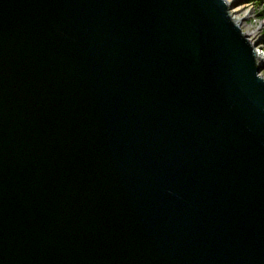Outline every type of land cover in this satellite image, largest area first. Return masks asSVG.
Returning <instances> with one entry per match:
<instances>
[{"label": "water", "instance_id": "95a60500", "mask_svg": "<svg viewBox=\"0 0 264 264\" xmlns=\"http://www.w3.org/2000/svg\"><path fill=\"white\" fill-rule=\"evenodd\" d=\"M226 0H0V264H264V77Z\"/></svg>", "mask_w": 264, "mask_h": 264}, {"label": "rangeland", "instance_id": "374dc122", "mask_svg": "<svg viewBox=\"0 0 264 264\" xmlns=\"http://www.w3.org/2000/svg\"><path fill=\"white\" fill-rule=\"evenodd\" d=\"M241 6L245 7L244 10L237 11ZM230 7V10H234L236 16L241 18L243 32L249 35L253 44H257L256 51L264 52V0H232ZM262 58L264 59V53ZM259 74L264 77V69Z\"/></svg>", "mask_w": 264, "mask_h": 264}, {"label": "bare ground", "instance_id": "6f19581e", "mask_svg": "<svg viewBox=\"0 0 264 264\" xmlns=\"http://www.w3.org/2000/svg\"><path fill=\"white\" fill-rule=\"evenodd\" d=\"M226 1L231 5L232 0H226ZM244 8H245L244 6H241V8H239L237 11L242 12L244 10ZM229 12H230V15L233 18L234 22L242 29L241 18L236 16V13H235L234 10H230ZM246 35H247V37L249 36L248 34H246ZM249 40L251 41L250 38H249ZM256 53H257V55H259L258 56L259 57L258 58L259 63H263L264 59L262 58V55H263L264 52L262 50L261 51L258 50V51H256Z\"/></svg>", "mask_w": 264, "mask_h": 264}, {"label": "trees", "instance_id": "16d2710c", "mask_svg": "<svg viewBox=\"0 0 264 264\" xmlns=\"http://www.w3.org/2000/svg\"><path fill=\"white\" fill-rule=\"evenodd\" d=\"M253 1V0H252ZM262 16H263V19H264V10H263V12H262Z\"/></svg>", "mask_w": 264, "mask_h": 264}]
</instances>
